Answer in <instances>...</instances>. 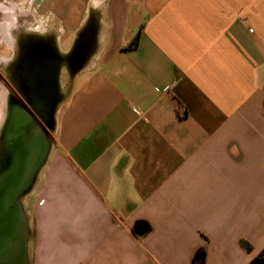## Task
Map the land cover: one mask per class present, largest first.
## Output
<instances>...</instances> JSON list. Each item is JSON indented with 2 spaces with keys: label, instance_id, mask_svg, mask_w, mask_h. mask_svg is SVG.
Segmentation results:
<instances>
[{
  "label": "crops",
  "instance_id": "obj_1",
  "mask_svg": "<svg viewBox=\"0 0 264 264\" xmlns=\"http://www.w3.org/2000/svg\"><path fill=\"white\" fill-rule=\"evenodd\" d=\"M43 49L69 91L22 201L30 264L261 253L264 0H0V135L12 64Z\"/></svg>",
  "mask_w": 264,
  "mask_h": 264
},
{
  "label": "water",
  "instance_id": "obj_2",
  "mask_svg": "<svg viewBox=\"0 0 264 264\" xmlns=\"http://www.w3.org/2000/svg\"><path fill=\"white\" fill-rule=\"evenodd\" d=\"M61 65L30 76L29 109L9 106L0 146V264H30L31 227L21 199L34 187L51 149L42 125L53 128Z\"/></svg>",
  "mask_w": 264,
  "mask_h": 264
},
{
  "label": "flooded vegetation",
  "instance_id": "obj_3",
  "mask_svg": "<svg viewBox=\"0 0 264 264\" xmlns=\"http://www.w3.org/2000/svg\"><path fill=\"white\" fill-rule=\"evenodd\" d=\"M63 62L66 61L56 58L55 54H53V52L49 51L48 49H43L40 52L31 51L18 57L17 60L12 64L13 70L11 72H15V74L13 73V75H11L13 86L8 93L9 106L17 105L25 109H29L32 102L30 95L31 83H29L31 75H27V73H32L35 71V69H37V71L39 70L45 74H49L55 69V67L61 65ZM77 62L78 61L75 63ZM61 97V93L58 90L57 100H59ZM51 125L52 123H50L49 126ZM42 128L47 134H50L47 126L42 125Z\"/></svg>",
  "mask_w": 264,
  "mask_h": 264
},
{
  "label": "trees",
  "instance_id": "obj_4",
  "mask_svg": "<svg viewBox=\"0 0 264 264\" xmlns=\"http://www.w3.org/2000/svg\"><path fill=\"white\" fill-rule=\"evenodd\" d=\"M138 37L139 35L135 37V39L132 41V43L129 46H136L138 43ZM135 228L136 229L145 228L147 231L149 230L148 225L144 222L137 223ZM193 264H198V262L195 261ZM250 264H264V249Z\"/></svg>",
  "mask_w": 264,
  "mask_h": 264
},
{
  "label": "rangeland",
  "instance_id": "obj_5",
  "mask_svg": "<svg viewBox=\"0 0 264 264\" xmlns=\"http://www.w3.org/2000/svg\"><path fill=\"white\" fill-rule=\"evenodd\" d=\"M2 67H3V65L2 64H0V68L2 69ZM0 80H2V77L0 76ZM3 84V83H2ZM63 84L65 85V82H63ZM69 91V89H68V85H65L64 87H63V90L61 91L62 93H61V98H60V100H63L64 98H65V96L67 95V92ZM60 102V101H59ZM57 107H58V104H57ZM48 138H49V140L51 141L52 140V137H51V135L50 134H48ZM0 146H1V135H0ZM47 161V160H46ZM46 161H45V163H46ZM45 163H44V165H45ZM44 165H43V167H44ZM43 167L41 168V170H40V172H39V175H38V177H37V179H36V182H35V185H34V187L31 189V191L29 192V193H31L32 192V190L36 187V185L39 183V180H40V173H41V171H42V169H43ZM29 193H27L25 196H23L22 197V199H21V201H25V199H26V197H27V195L29 194ZM26 211V210H25ZM26 213H27V211H26ZM27 215H28V213H27ZM29 217V216H28Z\"/></svg>",
  "mask_w": 264,
  "mask_h": 264
}]
</instances>
